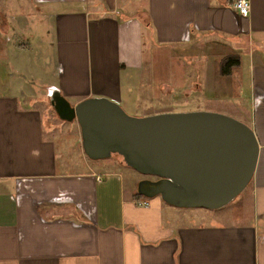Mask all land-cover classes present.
Listing matches in <instances>:
<instances>
[{
  "label": "crops",
  "instance_id": "obj_1",
  "mask_svg": "<svg viewBox=\"0 0 264 264\" xmlns=\"http://www.w3.org/2000/svg\"><path fill=\"white\" fill-rule=\"evenodd\" d=\"M25 1L36 8L35 24L50 28L51 70L42 91L34 83L43 67L31 61L7 74L0 39V264H264V0H248L245 17L235 0ZM8 10L6 31L21 21ZM195 40L216 43L219 56L215 80L196 82L200 103L234 108L259 145L247 187L218 209L138 194L123 165L83 153L77 121L73 130L46 121L49 88L71 105L89 97L160 104V89L148 96L152 75L168 58L176 66L175 51Z\"/></svg>",
  "mask_w": 264,
  "mask_h": 264
},
{
  "label": "water",
  "instance_id": "obj_2",
  "mask_svg": "<svg viewBox=\"0 0 264 264\" xmlns=\"http://www.w3.org/2000/svg\"><path fill=\"white\" fill-rule=\"evenodd\" d=\"M49 91L57 117L77 121L89 158L118 154L147 176L136 186L142 196H159L179 208L218 209L252 178L259 150L255 133L231 116L200 110L132 116L106 97L71 105L57 89Z\"/></svg>",
  "mask_w": 264,
  "mask_h": 264
},
{
  "label": "rangeland",
  "instance_id": "obj_3",
  "mask_svg": "<svg viewBox=\"0 0 264 264\" xmlns=\"http://www.w3.org/2000/svg\"><path fill=\"white\" fill-rule=\"evenodd\" d=\"M13 1L15 2V8H13L14 6ZM17 2H18L17 0H0V39L1 41H3L2 45L3 46L4 44L6 45V51H5L6 59L3 60V65H4L3 69L7 72V74H11V72H13L16 67L23 68L26 64H29V61H31L32 66H34V68L35 66H37L38 68L43 67L44 71H40V69H33V73L36 71L38 73L40 71L38 74L36 73L37 78L34 83V86L42 91L44 90V87L48 85L45 82V79H48L47 75L50 74V70H51L50 59L49 58L46 59L49 56V48L51 47V43H50L51 39L49 38L50 28L45 24L40 23L39 26L35 24L36 21L38 20L37 17L38 15H36L35 7L31 6L25 0H23V3H21L20 7H18V5L16 4ZM4 7H7V9H5L6 11L4 10ZM8 9H12L13 12L18 11L21 21L16 23L17 25L13 26V29L10 27V25H7L6 28L8 29L6 31V29H4L6 22H4L3 16H6L7 14L10 13ZM6 37H8L7 41L5 40ZM19 44L21 45V47ZM215 45L216 43L210 40L191 41L189 44H185L182 47H180L179 51L178 50L175 51L176 54L175 53L174 54L179 57V60L176 62L177 64H175L176 66H174L175 62L172 61L170 58H168L167 61L163 60V66L159 67L160 69L159 74L156 76L152 75L151 77L152 82L148 84V86L151 88V92L148 95L150 98L154 97L153 89H160V92L156 90L158 92V97H161V101L159 102L160 104L157 103L155 105L149 104L146 106H139V108H134L133 105L124 102L121 103L120 106L124 109V111L127 114L132 116L151 115V112L153 111L157 113L186 112V111H198L197 109L194 108H202L200 109V111L214 110L213 112L226 114L243 122L244 116L241 114H237L236 113L237 111L234 108H229L228 105L220 104L219 102L212 100L209 101L208 103H204V104L200 103L201 98L200 95L198 94L199 91L197 90L199 86H196V82H199L198 81L199 79H205L210 84L212 80H215L214 75H212V71L218 70L219 56L214 52V50L216 49ZM16 54H18V56ZM202 59H204V61ZM18 62L21 63V65L16 64ZM201 66L207 68L208 75H204V76L199 75L200 73L199 69L201 68ZM168 68L173 69L174 74L172 76L165 73V70H167ZM154 77H156V79H154ZM171 79L173 80L176 79V81L180 83L179 84L180 86L178 88L186 86L187 83L186 90L176 91V89H174V91H171L173 87L169 89L170 84L168 83L171 81ZM149 106L150 107L153 106V107L148 108ZM47 107L49 109L47 115V119L49 120H46L47 122L50 121V116H51V118L57 121V123L60 125V128L65 127L66 130L75 128L76 120L68 121V122L59 120L55 111L53 110V107L50 106L49 104L47 105ZM66 134H69V136L67 135L66 137V141H70V139L72 138L69 137H73L74 131H71L70 133H66ZM73 144L74 143H72V145ZM72 156L73 157L75 156V152L73 151H72ZM110 159H112L113 161H115L120 165H123L120 168L122 170H125L127 175L131 174L134 177H136L133 180L136 181L134 188H135V192H137L136 189L137 183L141 179L147 178V176L125 165L120 155L113 154L110 157L101 158V159H91V161L99 160L100 163H102V161H107L111 163L112 160ZM77 162H79L78 157H77ZM71 169L72 171L73 170L78 171V170H85L86 168L84 165L81 164V165H77V168L72 166ZM236 197L234 199H236ZM234 199L231 201L232 203L230 202L231 205L234 203L235 201ZM198 208H202V207H198ZM187 209H192V208H187Z\"/></svg>",
  "mask_w": 264,
  "mask_h": 264
},
{
  "label": "built area",
  "instance_id": "obj_4",
  "mask_svg": "<svg viewBox=\"0 0 264 264\" xmlns=\"http://www.w3.org/2000/svg\"><path fill=\"white\" fill-rule=\"evenodd\" d=\"M249 7L250 5L248 0H235L233 3V8L237 11L240 16L243 17L248 15Z\"/></svg>",
  "mask_w": 264,
  "mask_h": 264
},
{
  "label": "trees",
  "instance_id": "obj_5",
  "mask_svg": "<svg viewBox=\"0 0 264 264\" xmlns=\"http://www.w3.org/2000/svg\"><path fill=\"white\" fill-rule=\"evenodd\" d=\"M232 59H233V58L231 57V58H227V59L225 60V62H224L223 65H222V66H223V69H224L225 67L230 66V63L233 62ZM234 62H237V60H235ZM231 64H232V63H231ZM223 69H222V70H223Z\"/></svg>",
  "mask_w": 264,
  "mask_h": 264
}]
</instances>
